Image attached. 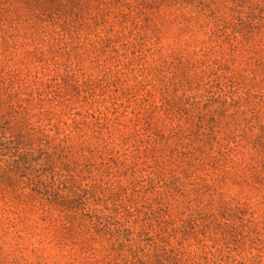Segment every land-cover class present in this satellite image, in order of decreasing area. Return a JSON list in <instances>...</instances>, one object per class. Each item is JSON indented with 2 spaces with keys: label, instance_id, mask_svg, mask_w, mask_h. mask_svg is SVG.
<instances>
[{
  "label": "rangeland",
  "instance_id": "obj_1",
  "mask_svg": "<svg viewBox=\"0 0 264 264\" xmlns=\"http://www.w3.org/2000/svg\"><path fill=\"white\" fill-rule=\"evenodd\" d=\"M0 264H264V0H0Z\"/></svg>",
  "mask_w": 264,
  "mask_h": 264
}]
</instances>
